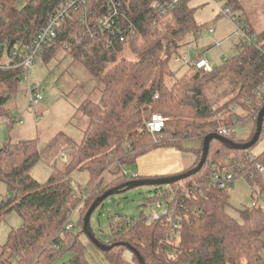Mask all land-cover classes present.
<instances>
[{"label": "trees", "instance_id": "1", "mask_svg": "<svg viewBox=\"0 0 264 264\" xmlns=\"http://www.w3.org/2000/svg\"><path fill=\"white\" fill-rule=\"evenodd\" d=\"M154 1L157 0L128 3L122 0L123 9L134 19L142 42L132 37L126 45L107 48L100 28L80 24L85 9L94 11L96 16L101 14L104 0H86L73 13L71 21L62 23L52 44L42 52L44 61L64 52L73 63L83 65L100 83V97L98 101L82 104L81 113L87 119L82 140L71 144L68 163L62 170L54 171L44 184L30 174L44 157L35 140L7 139L0 147V182L7 189L0 200V221L12 211L22 220L21 227L12 229L1 247L0 264H52L67 252L71 257L60 264H91L78 235L62 231L86 192L92 194L81 209V228L85 213L97 197L132 180L125 168L133 166L138 157L160 147L182 149V141H202L205 136L215 134L220 123H228L217 117L221 112H229L232 105L251 116L248 140L252 137L256 116L264 102V98L254 94L255 87L264 82V53L239 42L237 55L215 66L211 73L189 66L190 70L178 77L169 66L179 50L177 40L197 34L202 27L187 6L189 0H182L164 16L152 10ZM64 2L0 0V61L10 58L15 48L20 50L31 44ZM247 30L264 43V31ZM124 47L136 55V60L117 58ZM23 73V68H19L0 74V119L9 118L13 122L7 106ZM153 114L164 119L163 131L156 135L159 141L155 144L146 129ZM229 139L234 143L246 142L236 136ZM250 150H227L212 141L201 171L163 191L165 196L169 190L177 194L180 228L175 244L163 242L169 228L162 221H140L118 234L110 229L111 241L104 244H128L145 264H264V209L257 204L244 207L238 210L237 221L226 211L228 189L217 190L210 185V176L215 171L236 164L246 173L244 180L252 193L256 188L264 196V179L255 171L257 164L264 167V152L253 157ZM195 152L194 166L201 147ZM76 171L89 175L85 187L80 189V197L73 195L70 186V175ZM108 172L115 177L104 184ZM183 185L191 190V197L184 200L177 192ZM125 251L126 248L117 247L100 252L110 264H138L133 255L132 262H127L123 258Z\"/></svg>", "mask_w": 264, "mask_h": 264}, {"label": "rangeland", "instance_id": "2", "mask_svg": "<svg viewBox=\"0 0 264 264\" xmlns=\"http://www.w3.org/2000/svg\"><path fill=\"white\" fill-rule=\"evenodd\" d=\"M187 6L192 9L196 23L204 30L211 29L213 33L200 34V31L198 34H188L177 40L179 50L170 60L169 66L173 74L178 77L188 72L190 67L175 64L173 58L185 55L189 44L193 46L189 51L192 60L199 55L215 67L221 65L225 59L237 55L236 46L241 39L238 28L244 27L255 33L264 30V0L218 2L189 0ZM220 7L230 8L229 17L219 14ZM117 58L134 61L136 55L124 47ZM38 60V63L28 71V79H25V75L20 78L18 90L7 106L9 117L17 118L20 114L19 119L22 124L11 123L9 118L0 119V147L7 139L11 142L35 140L38 150L44 154V157L33 167L30 174L39 184H44L54 171L62 170L68 163L73 148L71 144L81 142L83 131L87 126V119L81 113V106L89 100L98 101L101 85L83 65L73 63L72 58L64 52L49 60L44 61L42 56ZM167 83L171 85L170 79H167ZM30 89H34V93L40 95L42 100L29 103ZM248 114L239 106L232 105L229 112H221L217 117L219 121L228 120L229 124L220 123L219 127L231 126L233 120L240 125L243 122H252ZM235 132V136L239 138L241 134L239 125L235 127ZM153 140L152 143L155 144ZM156 140L159 141L158 138ZM201 143L199 139L186 140L181 142V147L184 150L190 148L197 150L201 147ZM263 152L264 138H261L251 148L249 154L258 157ZM131 167L125 168L129 177L133 171ZM114 177L112 173H105L103 183L110 182ZM88 180L89 175L86 171H76L70 175V186L74 196H81L80 189L85 187ZM169 188L170 186L139 187L106 199L90 217V227L96 239L102 243L111 241L110 218L113 215L135 218L141 213L148 214L151 209L161 213L162 210L157 209L154 201L159 200L162 206L166 205V201L172 202V194L165 196L163 192ZM227 192L229 195L227 214L237 221L240 220L238 210L250 207L253 197H257V206L264 209V196L252 193L251 188L241 177L228 187ZM6 194V186L0 182V200ZM86 194V200L84 201L82 196L75 211L73 210L69 216L73 224L72 233L78 235L79 241L85 246V256L91 264H105L99 258L97 248L81 233L79 224L81 209L92 193L86 192ZM21 225L22 220L15 211L0 221V252L8 233ZM125 253L127 257L132 255L128 250L123 255ZM70 257L71 254L67 252L55 259L52 264H60Z\"/></svg>", "mask_w": 264, "mask_h": 264}, {"label": "built area", "instance_id": "3", "mask_svg": "<svg viewBox=\"0 0 264 264\" xmlns=\"http://www.w3.org/2000/svg\"><path fill=\"white\" fill-rule=\"evenodd\" d=\"M126 1L127 3L129 2V0ZM181 1L182 0H157L152 2L151 8L158 15L164 16L169 12L175 10L181 4ZM218 1L222 0H215V2ZM81 4L85 5L86 0H65V2L59 7L57 12L49 18L46 25L37 34L36 38L31 44L20 48V50H18V48H15L12 51L10 58H6V60L3 62L0 61V74L5 71L23 68V75H25V79H28V71L34 66V64L38 63V59L44 49L52 44L57 36V29L62 25L63 22L72 20L73 13L78 11L79 5ZM219 14L227 18L231 14V10L229 7H220ZM134 23V19L127 13H125L122 0H104V10L101 14H98V16L95 15L94 11L87 9H85L80 15L81 26L90 28V26L93 25L100 28V30L104 33L103 43L107 48L118 46L121 44L126 45L129 39L132 37L136 38L138 42H142V37L137 33ZM201 29L199 30V32L201 31L200 34L213 33L211 29ZM238 30L241 35V43L248 47H253L259 52L264 53V43L258 39L257 35L248 33L247 28L244 27L241 29L238 28ZM191 47L192 46L190 45L188 46L185 55L173 58L174 63L182 66H192L197 70H201L202 72L211 73L214 70L213 64L200 57L193 60L191 59L189 54ZM254 94L256 96L264 98V82L258 84L255 87ZM41 100L42 97L38 94H35L34 89H30L29 103ZM19 116L20 114H18L17 118H13V122L21 125L22 121L19 119ZM235 123L236 121L232 122L231 126L218 127L215 134L227 139L235 136ZM163 128V117L159 114L151 115L149 122L146 124V129L153 136L154 143L158 142L156 140V135L160 134L163 131ZM261 138H264V127L262 128ZM246 140H248V138ZM240 170L241 169L238 168V165L235 164L215 171L210 176L211 187L217 190H227L228 187L232 185V183L238 177H241L243 179L245 178L246 173L241 172ZM255 171L262 179H264L263 166L257 164L255 166ZM130 177L132 180H136L135 175H132ZM253 191L254 193H257V196L260 195L256 188L253 189ZM168 192L172 194V202L168 203V201H166V205L162 206L159 200L154 201L157 209L162 210L161 213H158L155 210L151 209L148 214L142 213L141 216L135 218L113 215L110 218V229L114 230L118 234L119 232L125 231L126 229L132 227L140 221H144L146 223L162 221L169 228V232L163 242L165 244H175L178 241L180 228V219L176 213L177 194L172 190H169ZM177 192L180 193L178 194V196L182 200L191 197V190L184 185L178 187ZM86 195L87 194L83 195L84 201L86 200ZM252 204H257V197H253ZM72 230L73 224L69 218L63 225L62 231L70 232Z\"/></svg>", "mask_w": 264, "mask_h": 264}, {"label": "water", "instance_id": "4", "mask_svg": "<svg viewBox=\"0 0 264 264\" xmlns=\"http://www.w3.org/2000/svg\"><path fill=\"white\" fill-rule=\"evenodd\" d=\"M264 123V105L261 107L259 110L256 120H255V130L252 135V137L244 142V143H234L230 139L221 137L217 134H209L205 136L202 140L201 143V154L199 161L197 164L192 167L191 169L178 174V175H172V176H167V177H157V178H139L136 180H131L128 181L124 184H121L117 187L111 188L104 192L101 196L97 197L94 202L91 204L89 209L84 215L83 221H82V228L81 231L82 233L88 238L90 243L95 246L98 250L101 252H108L113 248L117 247H124L126 248L133 256H135L138 264H145L142 257L139 255V253L129 246L128 244L125 243H113V244H104L100 242L99 240L96 239L95 235L93 234L91 227H90V217L93 214V212L108 198L119 195L121 193H125L129 190L136 189L139 187H161V186H170L172 184H176L178 182L184 181L194 175H196L198 172L201 171L203 168L208 151H209V146L212 141L219 142L223 145V147L227 150H234V151H246L250 150L252 147H254L258 141L261 138L262 134V127Z\"/></svg>", "mask_w": 264, "mask_h": 264}, {"label": "crops", "instance_id": "5", "mask_svg": "<svg viewBox=\"0 0 264 264\" xmlns=\"http://www.w3.org/2000/svg\"><path fill=\"white\" fill-rule=\"evenodd\" d=\"M189 45L192 46V44ZM199 57L202 58L201 56L197 55L194 59ZM235 124L236 126L239 125V128L241 129V134L238 138L239 140H246L250 137L252 129L251 122H243L242 125H240L238 122ZM195 150L196 149L191 148L184 150L176 147H160L152 149L135 160L134 165L131 167L133 168L131 176L135 175L136 178H157L181 174L194 166L196 162ZM98 253L99 258L105 264H110L105 260L100 251ZM123 258L127 262H132V255L127 257V253H125Z\"/></svg>", "mask_w": 264, "mask_h": 264}]
</instances>
